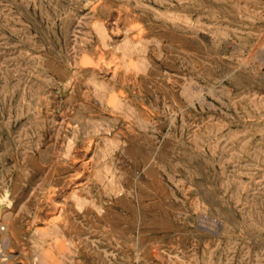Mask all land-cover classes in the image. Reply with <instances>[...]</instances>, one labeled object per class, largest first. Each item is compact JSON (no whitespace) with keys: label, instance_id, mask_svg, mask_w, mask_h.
<instances>
[{"label":"rangeland","instance_id":"1","mask_svg":"<svg viewBox=\"0 0 264 264\" xmlns=\"http://www.w3.org/2000/svg\"><path fill=\"white\" fill-rule=\"evenodd\" d=\"M0 264H264V0H0Z\"/></svg>","mask_w":264,"mask_h":264},{"label":"bare ground","instance_id":"2","mask_svg":"<svg viewBox=\"0 0 264 264\" xmlns=\"http://www.w3.org/2000/svg\"><path fill=\"white\" fill-rule=\"evenodd\" d=\"M100 30H101V29H100ZM97 31H98V30H97ZM99 33H101V34L103 33L102 35H100V37H101V36H105V35H104L105 33H104L103 31H99ZM99 33H98V34H99ZM105 38H106V37H105ZM101 39H102V38H101ZM103 40H104V39H103ZM103 43H104V42H103ZM133 45H134V43L132 44V42H130V41L127 39V37L124 38V41H123V43H122V47H124V48H130V47L133 46ZM133 49H134V46H133ZM101 94H102V93H101ZM103 95H104V94H103ZM103 95L100 96V97H103V100H104V96H103ZM101 99H102V98H101ZM103 100H102V101H103ZM89 121H90V120H89ZM89 121H88V122H89ZM91 121H92V120H91ZM89 123H90V122H89ZM86 124H87V123H86ZM89 125H91V124H89ZM86 126H87V125H86ZM94 126H95V124L92 125V127H94ZM96 126H98V125H96ZM92 130H93V129H92ZM96 130H97V129H96ZM88 132H89V131H88ZM90 132H91V131H90ZM92 132H93V131H92ZM99 132H100V131H99ZM97 134H98V133H97ZM75 198H76V197H75ZM6 238H7V237H6Z\"/></svg>","mask_w":264,"mask_h":264}]
</instances>
